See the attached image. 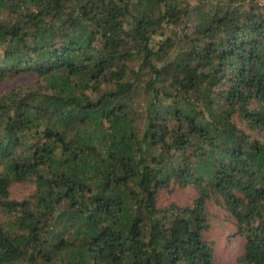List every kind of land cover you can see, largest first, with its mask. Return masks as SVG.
<instances>
[{"label":"trees","instance_id":"trees-1","mask_svg":"<svg viewBox=\"0 0 264 264\" xmlns=\"http://www.w3.org/2000/svg\"><path fill=\"white\" fill-rule=\"evenodd\" d=\"M2 84L0 264H214L212 204L264 264L254 0H0Z\"/></svg>","mask_w":264,"mask_h":264},{"label":"rangeland","instance_id":"rangeland-1","mask_svg":"<svg viewBox=\"0 0 264 264\" xmlns=\"http://www.w3.org/2000/svg\"><path fill=\"white\" fill-rule=\"evenodd\" d=\"M264 8V0H254ZM33 80L31 76L21 78L17 85L27 84ZM9 88L8 84L0 85V93ZM35 190V185L15 184L11 187V198L22 201L29 197ZM196 193L193 188L181 190L177 188L173 192L163 190L158 195V206L166 207L170 203L181 206L190 205ZM210 230L205 234L206 238L215 243L214 264H236L243 254L244 239L238 234L233 218L219 206L214 204L208 207Z\"/></svg>","mask_w":264,"mask_h":264}]
</instances>
